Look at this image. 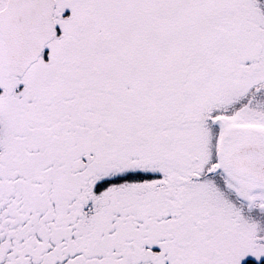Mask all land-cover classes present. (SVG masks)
<instances>
[{
  "label": "snow or ice",
  "instance_id": "obj_1",
  "mask_svg": "<svg viewBox=\"0 0 264 264\" xmlns=\"http://www.w3.org/2000/svg\"><path fill=\"white\" fill-rule=\"evenodd\" d=\"M0 264H264V0H0Z\"/></svg>",
  "mask_w": 264,
  "mask_h": 264
}]
</instances>
